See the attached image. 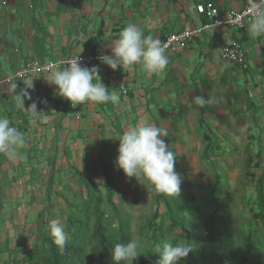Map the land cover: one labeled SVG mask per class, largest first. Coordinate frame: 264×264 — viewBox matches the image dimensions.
<instances>
[{"label":"crops","instance_id":"crops-1","mask_svg":"<svg viewBox=\"0 0 264 264\" xmlns=\"http://www.w3.org/2000/svg\"><path fill=\"white\" fill-rule=\"evenodd\" d=\"M207 3L239 11L245 0H0V116L24 133L27 156L16 162L0 156V248L15 253L10 264H29L33 248L48 236L49 221L64 224L79 211L87 184L102 189V162L110 167L114 196L124 197L127 177L111 163L125 127L146 121L167 129L163 139L182 177L176 196H193L199 211L218 173L237 158L218 152L231 149L248 130L264 129V42L251 39L246 24L202 32L185 50L168 55L158 75L140 66L113 71L94 61L89 68L97 66L101 82L116 90V104L72 105L38 68L75 55H109L111 42L129 23L163 42L206 24L195 9ZM231 44L245 54L244 71L220 58ZM26 63L33 65L27 89L26 79H12ZM197 95L215 102L200 108L192 103ZM209 140L217 146L210 159L204 154Z\"/></svg>","mask_w":264,"mask_h":264},{"label":"clouds","instance_id":"clouds-1","mask_svg":"<svg viewBox=\"0 0 264 264\" xmlns=\"http://www.w3.org/2000/svg\"><path fill=\"white\" fill-rule=\"evenodd\" d=\"M248 2L250 18L246 24L247 34L255 41L264 42V0ZM110 49L109 55H102L99 59L113 71L140 66L146 73L158 75L169 64L166 48L161 41L151 35H144L135 23H129L119 31L117 38L111 42ZM61 63L63 67L48 68L42 75L49 85L56 88L60 97L72 105L119 102L116 90L110 91L101 82L97 66H81L77 55ZM24 85L26 89L31 88L32 78L26 79ZM12 88H16L15 83ZM21 95L26 93L22 92ZM214 102L211 95L192 97V103L200 108ZM17 105L22 108L20 96H17ZM31 111L36 112L35 103L31 105ZM167 134V129L163 126L146 121L125 127L116 138L119 144L115 166L125 177L135 178L141 184L150 185L155 192L174 197L181 191L182 177L175 168L176 154L163 139ZM25 146L24 133L13 126L6 116H0V156L10 162L26 160L27 156L23 153ZM46 230L52 244L63 252L68 243L65 224L59 220H50ZM143 246V239L139 235L126 243H115L111 250L113 264H133L141 255ZM191 251V244L184 239L175 243L154 242L151 248L152 254L158 257L156 264H179Z\"/></svg>","mask_w":264,"mask_h":264},{"label":"trees","instance_id":"trees-1","mask_svg":"<svg viewBox=\"0 0 264 264\" xmlns=\"http://www.w3.org/2000/svg\"><path fill=\"white\" fill-rule=\"evenodd\" d=\"M216 145L208 141L204 154L208 159L214 158ZM101 190L87 184L85 196L79 211L72 213L64 223L68 233V243L59 251L49 237L40 240L27 262L32 264H113L111 250L117 242H127L131 239L129 215H121L113 203V176L110 167L102 162ZM214 189L208 193L213 209L203 218L202 232L186 218V213L198 212L194 198L188 195L184 198L170 197L155 192L157 202H162L169 221V230L180 231L177 239L187 240L192 251L179 264H264V254L259 251L249 235L244 237L239 248L234 246L233 217L229 199L222 201L214 197ZM254 209L251 213V226L264 233V171L254 181ZM132 192V202H134ZM105 208L115 214L116 229L109 231L104 221ZM155 214L152 220H156ZM160 234V233H159ZM157 231L150 235L151 248L157 242ZM176 241V240H175ZM158 257L151 251L143 252L133 264H156Z\"/></svg>","mask_w":264,"mask_h":264},{"label":"rangeland","instance_id":"rangeland-1","mask_svg":"<svg viewBox=\"0 0 264 264\" xmlns=\"http://www.w3.org/2000/svg\"><path fill=\"white\" fill-rule=\"evenodd\" d=\"M77 56L94 58L92 56ZM72 57H67L65 59ZM221 57L222 50L220 52V58ZM221 60L235 66L222 58ZM92 63L90 65H92ZM247 132L248 135L244 138H239L237 143L232 145L231 149L226 148V150H220V152H218H222V156L227 155L231 158L232 156L237 158L230 162L231 167L228 171L218 173L216 187H212V189L215 188L214 197L217 201H222L224 196H227L229 199L228 207L233 217L232 231L234 246L239 248L243 243L244 237L249 235L255 247L264 254V233L254 229L250 225L255 199L254 181L258 179L260 174L264 171V129L257 130L253 128ZM111 165L114 170H117L115 161H113ZM117 173L120 175L119 172ZM124 181L126 182L123 187L124 192L122 193L124 197H117L115 195L113 203L121 215L130 216L131 238L136 235L142 237L144 246L141 249V253L151 251L150 235L153 231H157L158 234L160 233L157 237V242L171 241L175 243L179 240L177 238L180 237L181 232H172L169 230V221L165 213V207L162 202H157L152 187L147 183H139L135 178L127 177ZM118 187L121 188V186ZM132 190L136 192L133 196L134 202H132ZM114 191L116 193L115 188ZM205 201L204 207L200 209L201 211L186 213L185 215L188 221H191L200 232L203 231V218L209 210L212 211L213 209L212 201L209 198H206ZM153 214L157 217L155 221L152 220ZM104 221L109 226L110 232L116 229L115 214L108 208H105ZM0 250V253L2 252L0 260L3 264H10L8 257L14 256L15 253L6 252V250H3L2 246Z\"/></svg>","mask_w":264,"mask_h":264},{"label":"built area","instance_id":"built-area-1","mask_svg":"<svg viewBox=\"0 0 264 264\" xmlns=\"http://www.w3.org/2000/svg\"><path fill=\"white\" fill-rule=\"evenodd\" d=\"M196 14L202 16L207 20L206 24H202L198 27L182 30L180 32H174L167 36L163 42H161L166 48V54H176L178 52L186 49L194 39H196L202 32L209 29L216 28H232L240 30L247 24L249 16V2L245 0V5L239 12L234 11H220L213 4L207 3L205 5L197 6ZM219 22V23H217ZM215 25V26H214ZM80 60L81 66L88 67L92 62L100 59L98 57L89 58V57H80L77 56ZM73 58V57H72ZM223 60L234 64L241 70L246 69V57L244 52L241 50L239 45L231 44L222 48V57ZM71 59V58H68ZM64 59V60H68ZM64 60L57 61L56 63H46L39 66L40 71H44L51 67H63L61 63ZM33 67L32 64L26 63L21 67L19 71L14 73L13 80H24L27 78L28 74Z\"/></svg>","mask_w":264,"mask_h":264}]
</instances>
